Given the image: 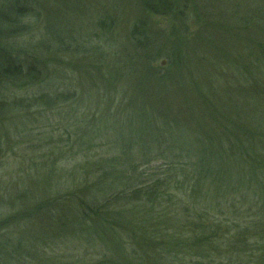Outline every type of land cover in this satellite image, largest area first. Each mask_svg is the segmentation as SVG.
<instances>
[{"label":"trees","instance_id":"16d2710c","mask_svg":"<svg viewBox=\"0 0 264 264\" xmlns=\"http://www.w3.org/2000/svg\"><path fill=\"white\" fill-rule=\"evenodd\" d=\"M241 1L144 0L150 16L172 24L153 41L135 22V45L117 70L107 69L130 123L126 141L77 147L82 158L67 175L53 177L58 169L50 168L38 193L0 179V264H25V252L32 264H87L47 255L67 248L57 243L65 238L90 240L96 258L89 264H264V192L256 222L248 193L253 185L264 189V3L249 17ZM0 2L1 128L12 112L66 100L2 97L37 82L39 69L18 43L26 27H15L27 18L29 0ZM185 3L187 10H177ZM57 44L73 57L71 44ZM37 47L43 55L48 43ZM102 48L81 46L93 68L116 63L115 51ZM5 151L0 143L1 174ZM109 152L123 157L97 158Z\"/></svg>","mask_w":264,"mask_h":264},{"label":"rangeland","instance_id":"374dc122","mask_svg":"<svg viewBox=\"0 0 264 264\" xmlns=\"http://www.w3.org/2000/svg\"><path fill=\"white\" fill-rule=\"evenodd\" d=\"M174 1L175 3L178 1L177 5L179 4V0ZM242 1L248 6L249 17H252L258 1L264 3V0ZM29 2L27 18L20 21V24L16 23L15 27H26L18 37V43L24 44L27 51L34 55L39 69V80L25 89L8 88L9 90L3 91L2 97L5 95L10 100L17 98L31 101L35 97L46 96L50 99L55 95H61V99L66 101L54 107L40 105L29 108L26 112L23 110L19 113L12 112L0 128V143L4 151L6 150L5 167L2 174L0 172V179L5 184L20 180L24 187L38 193L43 189L50 168L58 169L53 177L64 173L67 175L73 164L82 158L81 154H77V147L93 145L106 148L117 144L116 141H126L121 137L127 134L130 123L123 117L124 112H120L122 95L111 91L114 83L109 79V74L106 75L107 69L117 70L115 64L123 63L124 52L129 53L135 45L130 35L135 22L140 20L145 24L146 35L152 40L155 34L164 37L169 33L172 18L150 16L143 9L144 0H29ZM2 5L0 2V15H3ZM187 6V3L180 4L177 10H187ZM57 38L59 41L62 38L66 44L73 46V57L58 53L57 49L60 46L57 44L59 42ZM154 40L156 41L155 38ZM46 43L48 48L43 55L35 53V50L39 49L38 45ZM97 45L103 47L104 55L114 50L116 63L109 62L101 66L98 63L100 67L93 68V56L83 53L81 46L92 49ZM165 63L163 60H157L155 65L164 67ZM132 150L131 157L137 158L136 163L139 164L141 162L138 159L139 152L136 147ZM76 154L78 156H75ZM101 155L102 153H99L97 158L123 157L116 152L105 153L104 157H100ZM249 192V195H252L249 200L255 206L250 219L256 222L257 211L261 209L258 201L264 189L253 185ZM35 216L27 221L29 226L33 223L32 220H36ZM12 232V237L17 239L19 232ZM73 241L65 238L57 242L60 245L64 243L67 248L61 249L62 251L55 249L52 252L49 248L47 255L60 258L63 254L70 258L85 259L87 264L90 263V256L96 258L92 255L95 253L93 249L87 247L90 240L88 243ZM22 258L25 264H32L26 252Z\"/></svg>","mask_w":264,"mask_h":264},{"label":"water","instance_id":"95a60500","mask_svg":"<svg viewBox=\"0 0 264 264\" xmlns=\"http://www.w3.org/2000/svg\"><path fill=\"white\" fill-rule=\"evenodd\" d=\"M163 64V63H162Z\"/></svg>","mask_w":264,"mask_h":264}]
</instances>
